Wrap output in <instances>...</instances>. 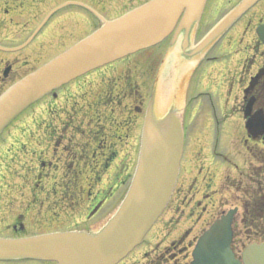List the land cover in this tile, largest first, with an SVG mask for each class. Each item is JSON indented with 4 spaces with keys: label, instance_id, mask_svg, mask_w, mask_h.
Segmentation results:
<instances>
[{
    "label": "rangeland",
    "instance_id": "rangeland-1",
    "mask_svg": "<svg viewBox=\"0 0 264 264\" xmlns=\"http://www.w3.org/2000/svg\"><path fill=\"white\" fill-rule=\"evenodd\" d=\"M67 1L85 4L105 18L111 19L149 0H0V44L14 46L20 43L29 36L40 18L51 10L54 4ZM240 1L206 0L198 34L203 35L207 32L216 21ZM261 2L264 4V0ZM261 7V5L254 7L245 18L248 19L251 29L246 33L247 39L251 40V46L256 38L254 28L262 16ZM72 10L82 11L78 7L66 9V11ZM76 21L77 19H71L65 22L70 29L68 32L75 39L82 30ZM97 24L93 21L92 29ZM243 25L242 21L237 24L236 28L241 30ZM55 34L52 31L47 34L42 49L36 44L33 50L27 49L21 55L0 51V59L7 57L12 59L14 56L22 58V61L14 67L17 70L15 73L18 74L17 77H12L14 81L27 72L25 67L32 65L36 59L43 60L58 52L60 48L50 47L52 41L56 42ZM237 35L230 31L224 37L225 42L233 38L237 40ZM168 43L169 38L152 47L153 50L154 48L161 50L154 56L152 55L146 65L147 83H144L142 77L139 78L137 88L139 95L144 99L142 101L137 98L142 110L141 114L133 112L132 107H135L137 102L130 99L124 100L122 105L117 107L116 105L111 106L114 109L113 113L106 112V129L112 134L116 131L112 121L124 122L125 119L128 121L135 119L137 122V126H131L128 130L124 129V134L127 132L128 138L124 137L122 131H118L120 135L122 133L123 140L115 139L118 143V148L115 149L117 157L111 161L108 169H93L86 167L83 163H76L74 166H69L70 168L64 167L62 163L67 155H60L59 168L41 166L40 146L37 144V139L22 136L29 130H37L35 119H38L39 112L36 110V104L31 105L6 128L5 132H11L12 135L6 138V141L3 138L0 139V141L4 140V144L0 145V195L2 199H5L0 208V235L12 236L10 226L17 222L23 224V229L16 233L22 236L48 231L97 230L105 224L124 197L134 173L138 156L135 149L140 143L143 114L148 102L153 100L148 97L150 90L153 89L154 84H157L162 73H164L162 77L167 81L173 70L174 60L172 58L166 60L169 55H172L168 52ZM214 50H216L215 47L212 51ZM241 54L237 53V59L232 58L227 65L229 67L228 76L234 73V77L239 80L236 72L241 70L239 60L242 57ZM178 55L180 56L179 53ZM220 67L223 66L213 65L209 68L213 78ZM203 71H206V66L200 67L198 75L204 73ZM189 78H185L179 105L180 112L186 115L184 123L189 128H187L189 134L186 138L184 168L180 180L176 183V187H179L174 193L176 199L174 204L160 215L159 221L146 234L141 246L134 249L121 264H191V252L198 236L222 213L235 206L239 207L232 225V248L236 256L240 257L241 251L247 244L260 242L256 241L253 229H250V226L244 222L243 199L245 194L242 190L250 184L258 190L264 188V153L262 157L256 159L257 156L253 154L258 152L260 155L259 148L253 147L251 151L246 152L245 145L242 146L239 141L244 123L236 111V100L239 98L237 94L239 92L240 95L243 82H237L234 85L233 97L235 95L236 105L234 106V103L230 101L227 102L229 107L234 106L235 115L225 124L224 121L215 124L209 116L210 107L206 106L203 112L197 113L196 104L189 101L194 86L193 80L189 84ZM216 84L217 82H213V88H216ZM185 98H189L187 102ZM203 99L207 102L209 96H204ZM196 103L200 104L197 95ZM215 108L222 109L219 102L215 103ZM218 120H222V117H218ZM228 128L232 130L233 136H236L234 139L230 138L228 142L231 150L236 152L235 168L229 163V159L226 162L222 161L223 153L227 151L226 148L221 154H215L216 156L213 154L216 146L226 142L228 137H232L225 134ZM224 146L226 147V143ZM216 152L218 150L214 151ZM110 154L109 152L108 159L112 156ZM93 158L95 156L91 155L87 162H91ZM115 163H118L119 167H115ZM254 187L251 189L253 190ZM95 203L98 206L101 205L96 213V208L90 211ZM180 204L181 208L176 207ZM19 215L22 217L19 218ZM258 224L264 227V221H259ZM0 264H53V262L19 259L0 262Z\"/></svg>",
    "mask_w": 264,
    "mask_h": 264
},
{
    "label": "water",
    "instance_id": "water-1",
    "mask_svg": "<svg viewBox=\"0 0 264 264\" xmlns=\"http://www.w3.org/2000/svg\"><path fill=\"white\" fill-rule=\"evenodd\" d=\"M257 0H242L196 46L203 51ZM205 0H150L106 20L88 37L28 74L0 95V133L30 104L88 71L155 45L176 26L190 33ZM257 33L264 43V24ZM185 46V45H184ZM3 50H16L3 48ZM146 110L138 160L119 206L97 231H66L24 238H0V260L34 259L55 264H117L142 239L164 210L174 188L183 150L182 121L170 111L155 119ZM257 126L255 124L250 123ZM237 208L216 220L198 239L191 264H264V242L245 247L242 261L231 250Z\"/></svg>",
    "mask_w": 264,
    "mask_h": 264
},
{
    "label": "flooded vegetation",
    "instance_id": "flooded-vegetation-1",
    "mask_svg": "<svg viewBox=\"0 0 264 264\" xmlns=\"http://www.w3.org/2000/svg\"><path fill=\"white\" fill-rule=\"evenodd\" d=\"M59 4L61 3L54 4L53 7H56ZM257 5L262 6L260 10L262 16L254 28V33L257 26L264 23V4H262L260 0L241 18H239L235 24H233L232 27L207 50L205 54L200 56V59L197 61V66L189 79V84L191 83V80L194 81V86L191 92L193 96L191 95L190 99L185 98V102L189 99L193 104H196L195 107L198 108L197 113H201V111L203 112V108L206 106L210 107L211 113L209 116L212 121L215 122V124L224 121L225 124L228 119H232L235 115V109H233L236 105L235 95L233 97L234 85L237 82L239 83L242 81L243 85L241 87V92L240 95L238 92L237 97L239 98L236 100V111L244 123L239 141L242 146L245 145L244 150H246V152L251 151V148L253 147L259 148L260 155H258V152L257 154H253L257 156L256 159L260 156L262 157V153H264V44L259 40V37L256 34V38L251 46V40H248L246 36V33L251 29L248 19L245 18L250 10ZM72 7H78L82 11H66V8H63L53 13L38 33L20 51L10 53L21 55L24 51H27V49L33 50L36 44L38 48L42 49L47 34L51 31L56 33V42L52 41L50 47L60 48L58 49V52L43 60L36 59L32 65L25 67L28 71L21 74L17 79L33 71L59 53L65 51L99 26V24H97L99 20L89 10L76 5H73ZM47 13L48 11L42 16V18H44ZM42 18H40L39 22H41ZM71 19H77L76 22L82 28V30L79 31L81 32L80 35L76 39L72 38L73 35L68 32L70 29L65 24L66 21H71ZM93 21H95V24L97 25L92 29ZM242 21L244 22L243 29L239 30L236 26L238 23H242ZM198 31L199 26L192 38V46H195L206 33L199 35ZM230 31L238 34L236 37L237 40L233 38L226 40L225 42L226 38L224 37ZM239 31H241L240 34ZM173 35L175 36V34ZM173 35L171 38L174 39ZM29 36L20 43L25 42ZM171 38H169L167 48L170 47L171 41H173ZM224 42L226 46L224 45ZM247 43L249 44L246 45ZM214 47L216 50L212 51ZM160 50V48H154L153 50L151 47L139 51L133 55H129L78 77L40 98L35 103L36 110L39 112L38 119H35L37 130H29L28 132H24L22 136L27 138L35 137L37 139V144L40 146L41 166H54L55 169L59 168L61 165L59 162L61 159L60 155H67L62 163L64 167L70 168L69 166H74L76 163H83L86 167H91L93 169H108L109 166H111V161H114L117 157L116 150L118 148V143L115 139L123 140L121 135L122 133L124 134V129L128 130L131 126H137V122L135 119H131L130 121L125 119L124 122L112 121V124H114L116 128L115 133L112 134L106 129V112L113 113L114 109L111 106L116 105L117 107L118 105H122L124 100L130 99L133 100V102H137L135 107H132L133 112L138 115L141 114L142 110L139 107L137 100L140 99L143 101L144 99L139 95L137 84L140 77L144 79V83H147L148 76L146 65L152 55L154 56L156 53L160 52ZM210 52L211 55H209ZM237 53H242V57L239 58L241 61V70L240 72H236V75L238 74L240 80L237 77H234V73H232V76H228L229 67H227V65L232 58L237 59ZM13 59H15V62H13ZM20 61H22V58H18V56H14L12 59H10V57L0 59V90L14 82L12 77H17L18 75L15 73L17 70L14 67ZM213 65H215V67L218 65L223 66L218 69L214 78L212 77L211 71H209V68ZM201 66H206V71H203L204 73L198 75ZM205 80H207L206 83ZM213 82H217L216 88H213ZM196 95L200 104L196 103ZM204 96H209L207 102L203 99ZM229 101L234 103V106L229 107L227 105V102ZM216 102L220 103L222 109L218 110L215 108ZM249 104L250 108L247 110ZM185 106L187 105L185 104ZM109 107L111 108L109 109ZM185 116L184 113V119ZM220 116L222 117V120L219 121L218 117ZM248 120L258 122L259 124L257 127L246 129L245 122ZM187 128L188 126L184 123V149L179 179L181 177L182 169L184 168L183 161L186 156V138H188L189 134V128ZM118 131H122L121 135ZM6 133L7 135H4ZM231 133L232 130L228 128V131L225 132V134L232 137H228L226 142L224 141L223 144L216 146L215 149H213V154L214 156L221 154L226 148L227 151L225 154L227 155L225 156L223 153L224 157L222 161L226 162L229 159V163L235 168L234 163L236 160V152L231 150L228 143L229 139H234L235 136ZM11 135V132L3 131L0 135V139L3 138L6 141ZM125 136L127 138L129 137L127 132H125L124 137ZM4 140L0 141V145L4 144ZM225 143L226 147L224 146ZM138 149L139 144L135 149L136 152ZM215 150H218V152L214 153ZM109 152L112 156L110 154L111 158L108 159L107 156ZM91 155H94L95 158L91 159V162H87ZM249 157H251V154H249ZM250 163H252V161H250ZM116 166L119 167L118 163H115V167ZM177 188L179 187H175L166 209L174 204V200L176 199L174 193L177 191ZM69 196L70 194L68 197ZM2 198L3 197L0 195V208H2V201L5 200ZM100 207L101 205L98 206V204L95 203L90 211L96 208V213ZM176 207L181 208V204ZM21 217L22 215H19V218ZM10 228L13 235L5 237L22 236L16 234L23 229L22 223H13Z\"/></svg>",
    "mask_w": 264,
    "mask_h": 264
},
{
    "label": "bare ground",
    "instance_id": "bare-ground-1",
    "mask_svg": "<svg viewBox=\"0 0 264 264\" xmlns=\"http://www.w3.org/2000/svg\"><path fill=\"white\" fill-rule=\"evenodd\" d=\"M188 36L189 34L187 35V32H184L179 36V41L176 43V47L171 50L173 54L171 56L169 55L167 58V61L169 59L171 60V58L174 60L173 70L168 80L166 81L164 77H162V75H164V73H162L157 81L154 103L155 119H160L162 115L168 114L170 111H173L176 114L179 113L183 84L187 73L197 59V57H194L196 55V53H194V46L190 45L187 47L188 51H186L179 45L180 42H187ZM179 49L184 52V55L188 57L187 59H183L180 57L181 55H178V53H180Z\"/></svg>",
    "mask_w": 264,
    "mask_h": 264
},
{
    "label": "trees",
    "instance_id": "trees-1",
    "mask_svg": "<svg viewBox=\"0 0 264 264\" xmlns=\"http://www.w3.org/2000/svg\"><path fill=\"white\" fill-rule=\"evenodd\" d=\"M254 187V186H252ZM250 186L242 190L245 194L243 199L244 222L253 229L256 241H264V227L258 224L264 221V188L261 190Z\"/></svg>",
    "mask_w": 264,
    "mask_h": 264
}]
</instances>
